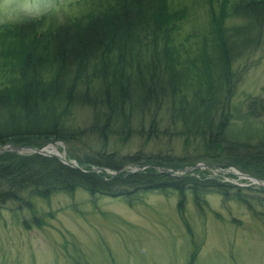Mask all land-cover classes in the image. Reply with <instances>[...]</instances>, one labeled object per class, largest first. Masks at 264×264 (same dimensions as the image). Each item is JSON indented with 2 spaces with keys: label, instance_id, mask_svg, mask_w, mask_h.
<instances>
[{
  "label": "trees",
  "instance_id": "1",
  "mask_svg": "<svg viewBox=\"0 0 264 264\" xmlns=\"http://www.w3.org/2000/svg\"><path fill=\"white\" fill-rule=\"evenodd\" d=\"M206 1L215 25L193 53L176 38L188 9L171 5V0H96L92 9L69 15L60 25L43 27L41 15L0 24V145L74 141L77 136L64 122L75 104H81L91 109L86 130L104 144L109 137L126 140L138 132L158 137L162 129L169 134L172 126V135L193 142L191 153L214 152L192 155L196 158L184 154L183 163L103 151L87 159L91 167L78 168L56 156L6 151L0 154V210L9 202L30 209L34 198L77 189L129 204L141 193L174 190L180 195L179 209L185 190L199 205L205 191L224 198L232 193L247 203L237 185L158 169L181 170L215 156L213 163L222 168L235 166L264 179V137L256 133L253 143L249 135L241 141L226 131L237 80L233 61L245 47H240L243 41L226 40L222 17L228 0L217 8ZM243 3L239 6L251 10L264 7V0ZM162 110L170 119L164 128ZM245 112L264 117V98L251 97ZM225 148L233 152L216 160ZM128 165L144 168L132 171ZM93 166L102 171H92ZM107 169L117 174L108 175ZM249 190L264 192V186ZM195 253L194 245L189 264H195Z\"/></svg>",
  "mask_w": 264,
  "mask_h": 264
},
{
  "label": "rangeland",
  "instance_id": "2",
  "mask_svg": "<svg viewBox=\"0 0 264 264\" xmlns=\"http://www.w3.org/2000/svg\"><path fill=\"white\" fill-rule=\"evenodd\" d=\"M89 1L0 0V24L41 15L43 27L51 23L60 25L68 22L69 15H82L92 9L96 0L91 4ZM211 1L217 8L224 0ZM248 1H224L222 24L226 40L228 44L243 41L240 47H245L242 55L233 61L237 80L226 131L241 141L249 135L255 143L256 133L264 137V117H250L245 110L251 97L264 98V7L251 10L239 6ZM171 5L188 9V16L179 23L176 38L189 44L193 53L203 35L214 29L208 3L171 0ZM160 116V126L164 128L170 123L168 111L162 110ZM90 118L89 106L75 104L72 115L64 123L77 138L68 142L57 140L48 146L56 147L61 156L73 160L78 168L91 167L87 159L98 157L103 151H115L120 156H156L183 163L184 154L192 158L198 157L192 155H204L191 153L193 142L189 140L186 144L183 137L172 135V126L169 134L162 129L158 137L148 138L138 132L126 140L117 135L109 137L104 144L86 130ZM232 152L231 148H225L216 160ZM208 153L204 156L214 152ZM213 158L194 163L199 165L189 170L188 176L237 185L243 190L241 197L247 195L250 206L239 200V196L229 193L224 198L216 191H205L199 205L189 190H185L180 209V195L174 190L141 193L132 204L119 198L92 197L81 189L57 192L47 199L34 198L30 209L9 202L0 210V264H189L194 245L195 264H264V192L249 190L261 185L248 178L257 177L238 167L229 166L223 168L225 172L220 171L222 167L213 163ZM126 168L136 171L144 167ZM177 174L181 176L184 172ZM259 181L264 183V179Z\"/></svg>",
  "mask_w": 264,
  "mask_h": 264
},
{
  "label": "water",
  "instance_id": "3",
  "mask_svg": "<svg viewBox=\"0 0 264 264\" xmlns=\"http://www.w3.org/2000/svg\"><path fill=\"white\" fill-rule=\"evenodd\" d=\"M4 151H14V152H25V151H32L43 155H49V156H57L63 163L67 165H71L73 167H78V165L73 161L66 159L65 157H62L59 153L52 152L50 150H47L46 147L36 148L31 146H17V145H6V146H0V153ZM199 164H195L193 166L184 168V171L189 172L192 168L197 167ZM101 171L100 167H93L92 171ZM162 170V169H160ZM171 170H165V172H170ZM264 185V184H262Z\"/></svg>",
  "mask_w": 264,
  "mask_h": 264
},
{
  "label": "bare ground",
  "instance_id": "4",
  "mask_svg": "<svg viewBox=\"0 0 264 264\" xmlns=\"http://www.w3.org/2000/svg\"><path fill=\"white\" fill-rule=\"evenodd\" d=\"M47 149L50 150V151H52V152H55V153H60V152L58 151V149H57L56 147H54V146H51L50 148L47 147Z\"/></svg>",
  "mask_w": 264,
  "mask_h": 264
}]
</instances>
